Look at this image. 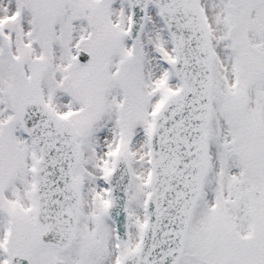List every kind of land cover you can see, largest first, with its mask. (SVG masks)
Wrapping results in <instances>:
<instances>
[{"label":"snow or ice","instance_id":"obj_1","mask_svg":"<svg viewBox=\"0 0 264 264\" xmlns=\"http://www.w3.org/2000/svg\"><path fill=\"white\" fill-rule=\"evenodd\" d=\"M0 264H264V0H0Z\"/></svg>","mask_w":264,"mask_h":264}]
</instances>
